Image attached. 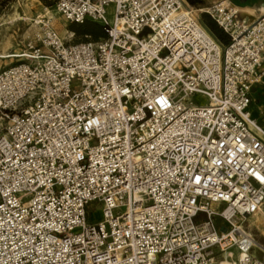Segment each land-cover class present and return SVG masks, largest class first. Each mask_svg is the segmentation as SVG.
Segmentation results:
<instances>
[{
	"label": "built area",
	"instance_id": "2783aa9c",
	"mask_svg": "<svg viewBox=\"0 0 264 264\" xmlns=\"http://www.w3.org/2000/svg\"><path fill=\"white\" fill-rule=\"evenodd\" d=\"M48 1L104 36L46 18L0 69V264H264L236 226L264 209V27L227 1Z\"/></svg>",
	"mask_w": 264,
	"mask_h": 264
},
{
	"label": "rangeland",
	"instance_id": "374dc122",
	"mask_svg": "<svg viewBox=\"0 0 264 264\" xmlns=\"http://www.w3.org/2000/svg\"><path fill=\"white\" fill-rule=\"evenodd\" d=\"M186 1V0H185ZM218 0H192V3H187L196 7H208ZM227 1L236 7L239 11L242 8L257 9L255 12L256 17L264 16V11L260 12V8H264V0H222ZM241 12V11H240ZM242 13V12H241ZM52 17L51 24L59 36L63 39L62 32H73L72 29H78L75 24L67 23L59 14L55 12L54 4L48 0H0V55L13 56L19 54L21 50L26 48L29 41H32L38 32L40 22L47 18L46 15ZM115 7L113 4L105 8L104 18L111 25L114 21ZM15 17V18H14ZM13 19H15L13 21ZM201 20L209 23L206 16H202ZM14 22V23H13ZM71 38L64 39L68 43H78L85 40L93 41L96 39H86L83 34L72 33ZM19 62L17 58L0 59V69L9 67ZM195 100L199 101V97ZM257 102H264V97H258ZM3 127V120L0 115V132ZM264 211V209H262ZM122 213V210H120ZM116 213V211H115ZM259 216L261 214H258ZM102 211L97 203H91L87 209V222L88 224H96L101 221ZM243 224L239 225V231L252 236L253 245L255 248L264 251V225L262 223L249 227V222L254 220L252 216L245 217ZM217 225L220 226L221 222L217 220ZM236 225V226H238ZM226 227V226H225ZM258 249L254 250L256 256H264V253ZM237 258V253L234 252V260Z\"/></svg>",
	"mask_w": 264,
	"mask_h": 264
},
{
	"label": "trees",
	"instance_id": "16d2710c",
	"mask_svg": "<svg viewBox=\"0 0 264 264\" xmlns=\"http://www.w3.org/2000/svg\"><path fill=\"white\" fill-rule=\"evenodd\" d=\"M186 1L188 3H192V0H186ZM75 25L78 26V29H72V31L75 33L77 32L79 34H83L86 39H92L91 36H94L96 39H92V40L96 41L104 36L101 27L95 23L87 21L84 22L83 24L80 25L75 24ZM206 27L216 40H218L222 44L227 43L228 41L227 36L221 30H219L214 24L207 23ZM85 41H90V40H85Z\"/></svg>",
	"mask_w": 264,
	"mask_h": 264
},
{
	"label": "bare ground",
	"instance_id": "6f19581e",
	"mask_svg": "<svg viewBox=\"0 0 264 264\" xmlns=\"http://www.w3.org/2000/svg\"><path fill=\"white\" fill-rule=\"evenodd\" d=\"M241 12H242L241 14L243 15L244 19L246 20V23L247 24H250V26L251 25L253 26V25H255L257 23L259 25H262V27H264V20H261V19H264V17H262V18H260V19L257 20V18H255L256 16L254 17V14L255 13L253 14V11L252 10L250 11V10L244 9V10H241ZM260 12H262V11H260ZM46 16H47V19H50V20L52 19V17L49 14L46 15ZM14 20L15 19H13V21ZM61 34L63 36V39L71 38L73 36L72 35V32H68V31H64ZM18 55H19L18 53L15 54V55H13V56L0 55V59H5V58H9V57L10 58H12V57H18ZM258 214H261V215L259 216ZM251 216L254 218V220H251L249 222V227H253L254 225L259 224V223H262L261 225H264V211H262V209L259 212L255 213V214H253ZM244 219L246 220V218H242L241 225L243 224ZM237 228L239 230V225L237 226Z\"/></svg>",
	"mask_w": 264,
	"mask_h": 264
},
{
	"label": "crops",
	"instance_id": "0c3cea01",
	"mask_svg": "<svg viewBox=\"0 0 264 264\" xmlns=\"http://www.w3.org/2000/svg\"><path fill=\"white\" fill-rule=\"evenodd\" d=\"M218 1H222V0H218ZM218 1H216V2H218ZM216 2H214V3H216ZM225 3H226V1H224ZM213 4V3H212ZM211 4V5H212ZM232 5V4H231ZM210 6V5H209ZM199 7V6H198ZM236 8V7H235ZM237 9V8H236ZM244 9H246V10H252L253 11V14L256 12V10L257 9H252V8H242L241 10H244ZM238 10V9H237ZM240 10V11H241ZM239 10H238V12H239V15H240V17L241 18H244L243 17V15L241 14V12H240ZM255 11V12H254ZM260 11H264V8H260ZM256 15L254 14V17H255ZM262 17H264V16H259V17H255V18H257V20L258 19H260V18H262ZM262 66H264V65H262ZM264 97V84H262V85H257V86H255V87H253V89H252V91H251V97H252V100H253V114L254 115H257V110L260 108V107H264V102H257V98L258 97Z\"/></svg>",
	"mask_w": 264,
	"mask_h": 264
}]
</instances>
